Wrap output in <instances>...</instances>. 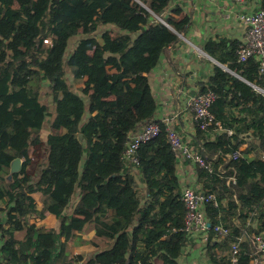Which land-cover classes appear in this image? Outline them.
<instances>
[{
    "label": "trees",
    "instance_id": "16d2710c",
    "mask_svg": "<svg viewBox=\"0 0 264 264\" xmlns=\"http://www.w3.org/2000/svg\"><path fill=\"white\" fill-rule=\"evenodd\" d=\"M171 3L0 0V264H179L186 208L178 160L148 78L192 24L188 16H165ZM106 27L116 29L100 42L97 35ZM240 45L225 38L204 45L229 72L216 66L208 79L217 95L211 111L226 132L205 141L201 154L215 169L225 163L215 159L218 153L234 154L245 145L242 153L255 155L225 163L227 177L229 168L236 170L233 186L221 174L197 168L203 190L219 200L218 208L207 209L212 226L230 230L219 242L210 230L211 264H229L231 245L243 236L240 264H253L251 237L264 232V95L255 88L264 90V80L255 60L239 62ZM81 84L78 93L88 102L74 90ZM46 96L53 109L42 102ZM151 122L162 131L137 152L138 180L123 153L130 137ZM17 159L21 168L12 172ZM34 194L41 195V209ZM76 194L79 204L65 214ZM49 215L59 219V230L30 222ZM89 226L105 248L74 255L72 247L84 243ZM24 230V240H17L16 232Z\"/></svg>",
    "mask_w": 264,
    "mask_h": 264
},
{
    "label": "crops",
    "instance_id": "0c3cea01",
    "mask_svg": "<svg viewBox=\"0 0 264 264\" xmlns=\"http://www.w3.org/2000/svg\"><path fill=\"white\" fill-rule=\"evenodd\" d=\"M260 7V0H247L244 4H238L233 0H172L165 16H170L174 20H179L183 16L191 18L192 24L188 33L181 36H184L186 38L185 41L197 49L192 56L184 51L180 52V46L184 43L181 39V43L174 50L161 58L157 67L148 75V78L153 95L159 106L158 119L163 123H166L167 119L171 120V122L169 121L170 126L175 127L184 139L196 142L213 141L217 134L209 132L199 135V130L193 120V112L186 104L195 94L205 92L202 89L203 87H208V79L214 74L216 66L229 72L228 69L204 51V45L210 39L221 38L237 40L242 44L245 41V35L239 16L242 13L255 12ZM176 8H180L182 13H173ZM82 86V84L75 85L76 89L74 90L78 95L84 97L78 93V89ZM85 100L88 102L87 98ZM44 132L42 133V138ZM48 135L49 132L47 131L46 136L43 138L44 141ZM250 139L251 135L247 140ZM33 155L34 149L32 148L30 149V156ZM196 169L197 167L190 163H178L177 176L180 183L199 187L201 184L197 181L198 173ZM135 175L139 180L138 171H136ZM140 185L142 188L145 187L142 183ZM33 198L37 203V207L41 209V195L34 194ZM79 202L80 196L78 195L71 202L65 214L71 215ZM30 222L44 230H59L60 228V221L55 215H49L45 219L32 217ZM26 235V230L19 231L16 232L15 238L22 241ZM74 241L76 240L73 239L72 242ZM82 241L84 243L78 242L72 247L74 255L88 257L105 248L102 242L96 240L93 230L89 234L83 235ZM177 260L179 264L208 263L204 250L197 239L194 243L190 241L184 245ZM154 264H161V261L156 259Z\"/></svg>",
    "mask_w": 264,
    "mask_h": 264
},
{
    "label": "built area",
    "instance_id": "2783aa9c",
    "mask_svg": "<svg viewBox=\"0 0 264 264\" xmlns=\"http://www.w3.org/2000/svg\"><path fill=\"white\" fill-rule=\"evenodd\" d=\"M217 1V0H214ZM238 4H244L247 0H233ZM239 20L244 27L245 41L240 45L238 50L239 62L245 63L249 59H253L258 64L259 76L264 80V10L260 7L255 12L242 13L239 16ZM46 43H50L46 41ZM192 45V44H191ZM193 46V45H192ZM195 47V46H194ZM195 49H197L195 47ZM264 95V90L255 87ZM217 99V95L213 89L208 88L203 93H197L192 96L187 104L193 112V120L197 128L206 133L215 132L217 134L226 132L220 122H218L211 111L212 105ZM171 120L167 119L163 125L168 132V138L172 150L175 152L178 163L187 162L198 169L205 170L210 173H219L226 177L228 185L237 184L236 170L229 168L233 171V174L226 176L227 169L225 163L239 157H244L248 160L255 158L254 153L244 154L246 146L244 145L239 152L234 154H222L218 153L215 159L221 158L225 163L220 164L215 169L212 162H207L206 158L201 154L202 145L205 142L188 141L180 135L175 127L170 126ZM217 127V129H212ZM162 129L159 123L151 122L146 124L141 130L136 131L131 137L127 145L124 158L132 165H134L133 172L136 174L138 164L137 152L143 143L149 142L158 137ZM228 135H232V131H228ZM264 160V153L262 154ZM197 173L198 170L196 169ZM199 179V174H198ZM199 187L190 185H181L182 200L186 208L185 217V233L186 243L190 241L194 243L197 239L201 247L204 250L205 256L208 259L207 264H211L208 256V245L210 240V230L213 229V242H219L228 237L230 230L222 225L212 226L211 221L207 214V209L211 205L214 208L219 207V200L214 193L205 192L202 188L203 184L197 180ZM180 182V181H179ZM250 222V221H249ZM211 224V226H209ZM252 244L256 248V254L252 258L253 264H264V232L261 234H254L252 237ZM245 240V237H241L239 242H235L231 245V252L229 254V264H240V243Z\"/></svg>",
    "mask_w": 264,
    "mask_h": 264
},
{
    "label": "rangeland",
    "instance_id": "374dc122",
    "mask_svg": "<svg viewBox=\"0 0 264 264\" xmlns=\"http://www.w3.org/2000/svg\"><path fill=\"white\" fill-rule=\"evenodd\" d=\"M115 29L116 28H114V27H110V28L109 27H106V29H102L99 32V34L97 35L98 40L100 42H103V40H104L105 37L107 38V37H110V35H112L111 32H110V30H115ZM80 38H81V35H78L76 38H74L72 40V42H71V44H70V46H69V48L67 50V53H66L67 54V57L70 56L71 52L73 51V49L77 45V43L80 40ZM48 42H50V41H48ZM68 80L72 83L70 76L68 77ZM74 88L76 89V87H74ZM42 102H44L45 104H47L49 107L51 106V109H53L51 99L48 98L47 96L42 98ZM46 134H47V131L44 132L43 138L46 136ZM75 197L77 198L78 197V194H76ZM92 230H93V227L92 226H89L87 228V230H86V234H89Z\"/></svg>",
    "mask_w": 264,
    "mask_h": 264
},
{
    "label": "water",
    "instance_id": "95a60500",
    "mask_svg": "<svg viewBox=\"0 0 264 264\" xmlns=\"http://www.w3.org/2000/svg\"><path fill=\"white\" fill-rule=\"evenodd\" d=\"M181 39L184 41L183 45L180 46L181 50L180 52H186L188 54H190L191 56L194 54V52L196 51L195 47L192 46L191 44H188L186 41H185V37L184 36H181ZM186 46V48H185ZM234 75V74H233ZM234 76H237V75H234ZM246 139H249L250 138V134L246 135L245 136ZM21 164H22V161L20 159H17L13 162L12 164V172H17L20 170L21 168ZM209 226H211V224H209Z\"/></svg>",
    "mask_w": 264,
    "mask_h": 264
}]
</instances>
